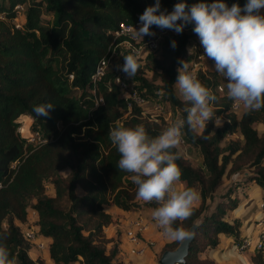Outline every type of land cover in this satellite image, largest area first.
<instances>
[{
    "label": "trees",
    "instance_id": "obj_1",
    "mask_svg": "<svg viewBox=\"0 0 264 264\" xmlns=\"http://www.w3.org/2000/svg\"><path fill=\"white\" fill-rule=\"evenodd\" d=\"M154 2L0 0V234L6 235L0 243L15 257L14 264H44L40 257H29L32 244L20 232L18 223H26L27 209L36 215V234L49 239L46 251L52 264H113L120 253V239L118 233L115 238L104 235L103 229L115 224V218L103 208L153 211L158 206L138 201L132 174L117 167L120 154L109 139V131L118 125L142 123L156 136L169 126L167 121L161 117L158 122L148 120L140 106L126 101L123 91L113 83L111 68L97 83L102 102L95 108L91 109V98L85 92L76 96L77 91L90 86L89 74L118 24L132 23L135 14H142ZM177 2L180 0H161V10L170 12ZM185 2L191 5L200 0ZM224 2L229 7L233 3L242 7L246 0ZM16 5L23 7L18 27L14 26ZM44 15L49 18L44 19ZM193 27L185 26L180 34L153 27L155 35L144 39L157 37L158 47L139 59L140 69L132 77L147 97L164 91L162 102L178 109L179 117L186 116L184 109L190 105L175 92L177 69L181 60L197 62L199 55L186 50L189 40L198 37ZM144 64L149 65L150 79L142 75ZM196 76L216 95V115L204 131L187 132L182 139V144L199 152L201 167L191 166L182 156L176 161L182 170L177 181L183 184L181 190L197 187L199 193L193 215L177 222L187 231L193 228L180 264H215L208 250H221L222 237L233 242L245 234L240 216L226 215L237 206L234 193H223L220 201L210 206L223 178L241 187L258 184L264 188V108L246 109L236 117L231 109L233 100L217 90L218 75L199 70ZM45 103L54 107L48 116H37L34 107ZM219 118L223 121L213 130V121ZM25 119L33 121L32 131L39 130L44 142L32 145L26 141L30 133L17 131ZM255 125H260V132ZM235 132L241 141L229 140L222 146L225 137ZM64 168L68 173L61 176ZM241 175L244 181H235ZM44 180L51 184L52 196L45 193ZM242 194L246 192L242 190ZM179 242L164 243L161 253L173 250ZM247 260L249 264H264V252L248 253Z\"/></svg>",
    "mask_w": 264,
    "mask_h": 264
},
{
    "label": "clouds",
    "instance_id": "obj_2",
    "mask_svg": "<svg viewBox=\"0 0 264 264\" xmlns=\"http://www.w3.org/2000/svg\"><path fill=\"white\" fill-rule=\"evenodd\" d=\"M264 0H246L241 7L233 3L230 7L224 0L188 5L185 0L174 4L172 11L161 10V0L145 8L139 16L140 27H133L135 36H154L153 27L161 30L183 32L192 24V31L199 37L205 55L214 61L217 73L227 81L228 98L240 101L249 111L264 108ZM179 21V23H178ZM171 46L176 47L172 41ZM176 84L189 107L185 115L177 118L159 135L151 136L144 124L133 127L118 125L109 131V139L120 154L117 167L130 173L137 186L136 195L146 203L158 206L152 212L153 219L164 233L183 241L190 232L178 221L193 215L194 203L199 193L193 188L177 190L182 170L176 163L181 153L176 151L187 132L206 128L216 113L217 97L204 86L188 65L181 60ZM128 78L140 69L138 56L133 50L123 56V64L117 65ZM160 95H166L161 91ZM54 105L45 103L34 107L37 116H48ZM206 138V137H203ZM6 239L0 234V240ZM15 257L4 243H0V264H14Z\"/></svg>",
    "mask_w": 264,
    "mask_h": 264
},
{
    "label": "rangeland",
    "instance_id": "obj_3",
    "mask_svg": "<svg viewBox=\"0 0 264 264\" xmlns=\"http://www.w3.org/2000/svg\"><path fill=\"white\" fill-rule=\"evenodd\" d=\"M262 11L263 9L261 10V13ZM46 18H49V16L44 15V19ZM186 50L188 54L194 51H198V52L200 51V44H199L197 37H192L189 40L188 44L186 45ZM122 51H124V49H122ZM144 55L145 56L147 55L146 52L144 53ZM186 63L188 65V71H190L192 62L189 61ZM181 66L182 65H180L179 67ZM142 68H143L142 75L146 79H150L151 72L149 70V65L144 64ZM200 68H202L203 71H207V70L213 71V63L211 59H209L205 54H200V58L198 62V69ZM219 81L220 82L217 87V90L220 93L227 94V81H224L221 78H219ZM128 85L138 89L141 96L144 98L143 103L140 104V108L142 110V115L146 117L148 120L153 119L156 122H158L157 115L159 116L163 115L166 118L167 114H169L168 121L171 122V124H173L175 120L179 117L180 111L178 109H172L166 103L162 102L163 97L162 95H160L161 93L160 91H156L154 93V96L152 97H147L143 94V90L138 87V85L135 83V81H133L132 78H128ZM175 92L179 98H183L177 84H175ZM76 96H80V91L76 92ZM121 96L126 97L127 96L126 92H123ZM233 102L237 104L236 109L234 111H235L236 117H238L244 110H246V108L244 104L240 101L233 100ZM156 106H157V109L155 108ZM159 107H161V111L158 110ZM222 121L223 119L221 118L215 119L213 121L212 129L214 130L216 127H219ZM32 122L33 121L30 119H25L20 124L18 131L23 135L27 133H31L32 128H33ZM255 127L259 132L261 131L260 125H255ZM200 130L201 129H197L196 132H200ZM229 140H240L241 141V136L237 132L230 134L225 137V139L221 142V145L222 146L225 145L227 141ZM177 150L181 153V156L190 163L191 166L201 167V156L197 150H194L190 148L189 146H185L182 143L178 146ZM67 173H68L67 168H64L60 171L61 176H65ZM244 173L248 175L249 172L244 171ZM244 179L245 177L241 175L235 181H239V180L244 181ZM232 183L233 182H231L230 179L223 178V183L213 195L212 203L210 204V206L212 207L216 202L220 201L223 193H229L231 195H233L232 193H234L237 199V206L232 211H226V215L230 217H233L234 214L240 216V220L244 224L242 231L244 233H246L247 231L250 232L251 227L254 225L253 217H255L257 213L256 211L257 203L259 202L260 198L264 194V188L258 184H252V185L249 184L246 187H241L236 184L234 185ZM43 185L45 188V193L49 196H52L53 188L51 184L49 183V181L44 180ZM182 186L183 184L176 182L177 190H181ZM194 189L197 191V187H194ZM242 190L246 192V195L242 194ZM76 193L81 194V191L79 189H76ZM138 201L141 202L143 200L138 198ZM198 201L199 199L194 203V206L198 204ZM104 209L115 218V224L107 226L108 227L107 230H105L106 227L103 229L104 235L107 237L110 234L111 236L109 237L115 238L116 233H118L120 244L123 243L122 233L125 229L126 221L128 219H131L135 216H141L145 218L146 220L148 219L147 222L149 224L147 230L143 232V236H142L143 241L146 243L145 253L140 257H129L127 256L126 253L119 254L118 257L115 258L114 264H157L158 259L161 255L162 245L166 242L171 241V239H169L165 233L158 234V231L156 230L157 225L155 226L153 221L149 218V216L151 215L153 211L149 209L121 211V210H116L108 206L107 207L105 206ZM34 215L35 214H33V212L27 209V223L30 224L32 221H35L34 219H36L35 218L36 216ZM111 226H113L114 230H110ZM230 239H231V242L225 241V240L223 241L222 239V249L221 250L209 249L207 254L210 257H212L214 260H217V264H224L223 261L225 262V260H222L224 258L229 260V261H226L229 264H245V262H243L244 260H242L240 257L248 253H251L252 251L251 250H245L241 252L234 251L233 249L230 248V246L233 247V245L236 244L238 241L232 242V238ZM43 242L47 245L46 239H44ZM35 249L36 248H34V250ZM123 249H126V247H123ZM42 251L45 253V250H37L38 255L36 257L41 258L40 254Z\"/></svg>",
    "mask_w": 264,
    "mask_h": 264
},
{
    "label": "built area",
    "instance_id": "obj_4",
    "mask_svg": "<svg viewBox=\"0 0 264 264\" xmlns=\"http://www.w3.org/2000/svg\"><path fill=\"white\" fill-rule=\"evenodd\" d=\"M14 8L17 14V18L14 20V26L18 27L19 18L21 15L20 12L22 11L23 7L16 5ZM140 15L141 14H135L134 21L132 23L118 24L117 28L111 33V39L108 46L106 47L103 54L99 57L93 70L89 74L90 86L85 90L80 91V95L82 92H85L91 98V109L95 108L99 103L102 102L101 96H99L97 93V83L110 68L113 71V83L127 94V96L124 97L126 101H130L137 106H140V104L143 103L144 98L141 96L138 89L129 86L128 77L122 71L117 69V65L123 64V56L128 55L133 50H135V54L138 56V59L142 61V59L145 57V52L146 54L149 52H154L158 47L157 37L148 39H144L143 37L142 40L134 35L133 27L136 29L140 27ZM197 39L200 44V53L197 56L198 61L192 62L190 69V72L195 75L197 71H203L202 68L198 69V62L200 54H205L199 37H197ZM122 49H124V51H122ZM211 61L213 63V71L218 75L219 78L226 81L221 74L216 72L214 61ZM157 106L155 107L156 109ZM236 106L237 104L232 102L231 109L235 110ZM158 110L161 111V107H159ZM168 116L169 114H167V117L165 118L163 115H157V117H161L163 120L167 121L168 125L170 126L171 122L168 121ZM18 128L17 131L19 130ZM45 140L46 138L42 137L39 130H33L26 139V141L32 145L44 142ZM13 165L14 162L11 163V166ZM256 211L257 213L255 217H253L254 225L251 227V231H247L241 239L236 240L238 242L232 247L234 251L241 252L245 250H251L253 252L255 250H261L264 252V197H261L257 203ZM150 219L153 221L155 226L157 225L156 230L158 231V234L164 233L163 229L160 228L158 223L153 219L152 213L150 215ZM147 220L141 216H135L126 221V226L122 233L124 244H120L119 254L126 253L129 257H140L145 253L146 243L143 241L142 236L143 232L146 231L149 226ZM18 225L23 238L27 242L31 243L32 247L36 248L37 250H46L47 245L43 242L45 238H42L36 234L37 227L34 225V221H32L30 224L26 221V223H18ZM123 247H126V249H123Z\"/></svg>",
    "mask_w": 264,
    "mask_h": 264
},
{
    "label": "water",
    "instance_id": "obj_5",
    "mask_svg": "<svg viewBox=\"0 0 264 264\" xmlns=\"http://www.w3.org/2000/svg\"><path fill=\"white\" fill-rule=\"evenodd\" d=\"M190 237L180 241L173 250L163 251L158 259L157 264H180L183 263L184 257L188 250V245L193 237V228L189 230Z\"/></svg>",
    "mask_w": 264,
    "mask_h": 264
},
{
    "label": "crops",
    "instance_id": "obj_6",
    "mask_svg": "<svg viewBox=\"0 0 264 264\" xmlns=\"http://www.w3.org/2000/svg\"><path fill=\"white\" fill-rule=\"evenodd\" d=\"M107 207V206H106ZM108 207H111V208H114V209H116V210H120V209H118V208H116V207H113V206H108ZM104 209V208H103ZM142 209H145V208H142ZM104 211H106L105 209H104ZM122 211V210H121ZM120 211V212H121ZM107 212V211H106ZM109 213V212H108ZM33 214H34V212H33ZM234 214V213H233ZM34 216H36V215H34ZM236 216H238V215H235L234 214V216L233 217H236ZM36 218V217H35ZM149 218H150V216H149ZM240 222H241V220H240ZM242 224H243V222H241ZM243 226H244V224H243ZM108 229V227H106V229L105 230H107ZM110 230H114V228H113V226H111V229ZM242 230H243V228H242ZM109 236H111L110 234H109ZM109 236H107V237H109ZM167 237L169 238V239H173L172 237H170V236H168L167 235ZM221 239H223V241L225 240V241H229V242H231V239L230 238H225V237H222ZM47 240V244H48V241H49V239H46ZM34 248H31L29 251H28V255H29V257L30 258H32V259H34V257H36L37 255H38V252H37V250L35 249L34 251ZM227 254V253H226ZM40 256H41V259H42V261H43V263L44 264H52V262L50 261V259L48 258V254H47V251L45 250V253L42 251L41 252V254H40ZM208 257L209 258H211L214 262H215V264H217V260H214L212 257H210L209 255H208ZM223 257V256H222ZM242 260H244L243 262H245V264H249V262H248V260H247V254L246 255H244V256H241L240 257ZM222 259V258H221ZM222 260H225V262L226 261H229V260H227V259H222ZM48 263H47V262ZM225 262L223 261V263L225 264ZM227 263V262H226ZM229 264V263H228Z\"/></svg>",
    "mask_w": 264,
    "mask_h": 264
}]
</instances>
